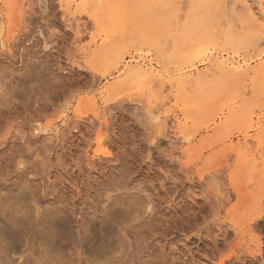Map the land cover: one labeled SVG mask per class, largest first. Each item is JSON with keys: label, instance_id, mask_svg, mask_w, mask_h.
<instances>
[{"label": "rangeland", "instance_id": "obj_1", "mask_svg": "<svg viewBox=\"0 0 264 264\" xmlns=\"http://www.w3.org/2000/svg\"><path fill=\"white\" fill-rule=\"evenodd\" d=\"M193 1L102 45L94 0H0V264H264V67L205 70L216 53L254 65L264 43L241 0ZM189 21L210 36L187 37ZM120 57L205 82L119 85Z\"/></svg>", "mask_w": 264, "mask_h": 264}, {"label": "bare ground", "instance_id": "obj_2", "mask_svg": "<svg viewBox=\"0 0 264 264\" xmlns=\"http://www.w3.org/2000/svg\"><path fill=\"white\" fill-rule=\"evenodd\" d=\"M96 3H97V7L95 8L93 14L91 15H88L91 20L94 22V25H96L98 27V29L101 31V34L100 35H103V37H101V43L102 45L103 44H108V43H112V42H108L107 41H110L109 38L110 36H112V33H111V27H115L117 26L118 27H121L123 26V24L126 23V21L128 22H131L132 21H139L141 22V25H149L147 23L148 19L145 18L146 17V14L149 13V11H151L152 13V10L153 9H156V8H159L160 5H165V6H169L167 4V2H169V0H94ZM171 1V0H170ZM183 1V0H182ZM213 1V0H211ZM210 1V2H211ZM215 2H217L216 0H214ZM223 1V0H221ZM238 1V0H237ZM88 0H81V2L79 4H81V6L87 8L86 6L89 4L87 3ZM225 2V1H224ZM228 2V1H227ZM207 3V1H206ZM219 2H217L218 4ZM241 3V4H240ZM240 6H239V9L238 10V17H245L247 18V16L249 17L248 20H251V22L256 26H254L256 28V31H257V27H259V30L257 32H253L255 33L254 35H251L250 38L252 37V40L250 43H253V45L255 47H258L256 43H258V41L256 42V36L258 37V35L261 37L260 40H262V43H264V0H261L260 2L256 3V4H249L246 0H241L240 2ZM193 4L195 6L194 9H200V7L203 6V0H194L193 1ZM205 4V3H204ZM91 5H93L91 3ZM90 5V6H91ZM173 5V10L170 9L169 11H173L171 13H174L172 16L175 15V12L178 11L179 9L181 10V6L180 8L179 7H175L174 4H172L171 2V6ZM219 5H221V3H219ZM96 6V5H95ZM179 6V5H178ZM183 6V5H182ZM207 6V4H206ZM210 6V5H209ZM223 6V5H222ZM164 7V6H163ZM170 7V6H169ZM253 7L256 8L253 9ZM84 8V9H85ZM161 8V7H160ZM167 8V7H166ZM208 8V7H207ZM221 8V6H220ZM228 8V7H227ZM89 9V8H88ZM163 9V8H162ZM185 9V8H184ZM194 10L195 11H198V10ZM202 9V8H201ZM224 9V8H223ZM160 10V9H158ZM167 10V9H166ZM229 10V9H228ZM86 11V10H85ZM89 10L86 11V13H88ZM155 11V10H154ZM157 11V10H156ZM163 11L165 12V7L163 9ZM169 11H166L165 13L169 12ZM183 11V10H182ZM181 11V12H182ZM220 11V10H218ZM158 12V11H157ZM155 13V12H154ZM160 14L162 12H159ZM164 13V16H166ZM179 13V12H178ZM191 13L195 16V13L192 12L191 10ZM198 13V12H197ZM200 13V12H199ZM202 13V12H201ZM200 13V14H201ZM220 13V12H219ZM223 13V11H222ZM157 14V13H156ZM235 14H236V9H235ZM151 15V14H149ZM153 15V14H152ZM178 15V14H177ZM190 15V14H188ZM187 15V16H188ZM193 15L191 16L190 15V19L192 20L193 18ZM197 15V14H196ZM202 15V14H201ZM200 15V16H201ZM217 14H215L216 16ZM242 15V16H241ZM245 15V16H244ZM157 16V15H155ZM163 16V15H162ZM160 16V19L161 17ZM171 15L169 14V17ZM171 16V17H172ZM185 16V15H184ZM204 16V15H202ZM201 16V17H202ZM212 16V15H210ZM181 16L178 15L176 16V20H178ZM199 17L198 20L201 18ZM205 18L206 17V14L204 16ZM222 17V16H221ZM153 18V16H152ZM167 18V19H166ZM166 18H162V21L160 20V22H165V20H167L166 22L168 23V17L166 16ZM182 18V17H181ZM203 18V17H202ZM154 19V18H153ZM186 19V18H185ZM189 19V20H190ZM227 19V18H226ZM242 19V18H241ZM197 20V19H195ZM247 20V19H246ZM186 21V20H185ZM193 21V20H192ZM192 21H189L188 24L186 25L185 29H187L186 32H184V30H182V32L186 33V36L187 37H191V39H194L195 37H199V38H196V41H199L201 40L200 37H203V33L205 32H208V27H204L203 29V26H204V23L202 24L201 26V34L198 35V31L197 30V25L195 23H192ZM204 21V19L200 20V23H202ZM218 21V20H217ZM229 21V20H228ZM151 22V21H150ZM173 22V21H172ZM180 22V21H179ZM178 22V23H179ZM187 22V21H186ZM247 22V21H246ZM154 23V22H153ZM159 23V22H158ZM167 23L163 24V26L167 25ZM176 23V22H175ZM213 23V22H212ZM110 24V25H109ZM128 24V23H127ZM170 24V23H169ZM184 24V23H183ZM130 25V24H129ZM152 25V24H150ZM160 25H162L160 23ZM159 25V26H160ZM173 25H174V22H173ZM178 25V24H177ZM180 25V24H179ZM206 25V23H205ZM230 25V23H229ZM0 26H1V23H0ZM153 26V25H152ZM158 26V25H157ZM189 26V27H187ZM250 26V25H249ZM126 28V26H124ZM213 27H214V24H213ZM140 28V35H141V39L143 41H147V42H151L153 41L154 43V36L153 35H150L151 32H148V31H144V29H142V27H139ZM146 28V27H145ZM155 28V27H154ZM162 29V26H160L158 29ZM182 28V27H181ZM180 28V29H181ZM150 29V28H149ZM152 29V28H151ZM150 29V30H151ZM157 29V30H158ZM217 29V26H215V30ZM134 30V29H133ZM153 30V29H152ZM155 30V31H157ZM163 30V29H162ZM166 30V29H165ZM176 30V29H175ZM179 30V28H178ZM177 30V31H178ZM207 30V31H206ZM211 31V36L213 34L212 30L209 29ZM254 30V29H253ZM126 30H124L123 32H125ZM136 31V30H135ZM170 31V30H169ZM197 31V32H196ZM199 31V32H200ZM204 31V32H203ZM218 31V30H217ZM252 31V30H251ZM1 32V30H0ZM117 32V31H116ZM159 32V31H158ZM163 32V31H162ZM171 32V31H170ZM197 34V36H195L193 38V34ZM118 33V32H117ZM153 34V33H152ZM181 35V34H180ZM0 36H1V33H0ZM115 36V35H114ZM131 36V35H129ZM170 36H171V33H170ZM210 36V33L209 35ZM207 36V38H208ZM180 37V36H179ZM206 37V35L204 36ZM128 38V37H127ZM157 38V37H156ZM185 38V37H184ZM212 38V37H211ZM135 40V39H134ZM156 40V39H155ZM208 41V40H207ZM230 41V40H229ZM96 41L93 40V43H95ZM192 42V40H191ZM194 42V40H193ZM100 43V44H101ZM152 43V44H153ZM169 42H167L164 46L166 47V45H168ZM203 43V42H201ZM261 43V42H259ZM258 43V44H259ZM261 43V45H262ZM156 44V42L154 43ZM101 45V46H102ZM145 45V44H144ZM147 45V44H146ZM170 45V44H169ZM203 45V44H202ZM105 46V45H104ZM148 46V45H147ZM150 46V45H149ZM180 46V45H179ZM197 46V45H196ZM199 46V44H198ZM254 46H250V47H254ZM103 47V46H102ZM105 48V47H104ZM155 48V47H154ZM163 46L160 47V49L162 50ZM159 50V52L161 51ZM103 51V50H102ZM109 51V50H108ZM107 51V52H108ZM99 53V52H98ZM110 53V51H109ZM97 55V53H95ZM100 55V54H99ZM102 55V54H101ZM104 56V55H103ZM223 56V54H219V53H216V54H213L211 57H209L208 59V62L206 63V71H212L214 69H220L222 71H225V70H232V72L234 71L235 73H239V72H242L244 74H249V73H255V69H257L258 67H261L262 68L264 67V60L260 61L262 58L261 57H258L257 61L254 62V65H250L251 63H249V59H234L233 57H227L225 58L224 60L222 59V61H218V59ZM263 56V55H262ZM119 62V67L117 69V81L115 82L116 84H119V85H123L126 81L127 82H135L138 84H142V85H146V86H149V90H151L153 87H155V84H159L161 88L163 87H168V90L170 93H172L173 91V88H181V89H185V88H188V89H192V88H198L200 86H202L201 84L203 82H205V75L206 73L204 74L203 71L202 72H198V70L194 67V66H191L189 67V71L186 72V73H181L180 71L175 75L176 77H171V78H166L164 77V74L162 72V70L159 68V66L157 64H155L153 61H150V60H146L145 58L143 57H139L137 59H132L130 60L129 62H126L122 57L119 58L118 60ZM157 63V62H156ZM162 66V65H161ZM162 68V67H161ZM264 69V68H263ZM261 69V72H264V70ZM186 71V69H185ZM184 71V72H185ZM221 71V72H222ZM233 72V73H234ZM227 73V72H225ZM228 74V73H227ZM166 75V74H165ZM222 75H223V72H222ZM222 75H221V78H222ZM224 76V75H223ZM243 76V75H242ZM245 76V75H244ZM227 77V76H225ZM261 77V75H260ZM243 78V77H242ZM264 78V77H263ZM218 80V79H217ZM232 80V79H231ZM230 81V79H229ZM247 81V80H245ZM231 83V82H230ZM166 84V85H165ZM232 84V83H231ZM165 85V86H164ZM137 86V85H136ZM235 86V85H233ZM143 87V86H142ZM158 87V86H157ZM221 87V86H220ZM145 88V87H144ZM151 88V89H150ZM238 88V86H237ZM180 89V90H181ZM222 89V88H221ZM234 89H236V86L234 87ZM144 90V89H143ZM186 90V89H185ZM220 90V89H219ZM233 91V90H232ZM231 92V91H230ZM238 92V91H236ZM103 92H99V94H102ZM173 94V93H172ZM233 96V95H232ZM166 97V96H165ZM183 97V96H182ZM236 97V96H235ZM164 98V97H163ZM172 98V97H171ZM180 100V99H179ZM171 101V100H170ZM234 101V100H233ZM152 102V101H151ZM149 103V106H148V114H150L152 117L154 116L153 114L155 113V110H158L157 106H162L165 104V102H168V98L166 100L164 99H161L160 102H159V105L157 103H154V106H151L152 103ZM218 103V102H217ZM214 105V104H213ZM232 105V104H231ZM236 106V105H235ZM157 107V108H156ZM176 107V106H175ZM228 108H229V105H228ZM184 109H187L186 105H185V108L181 109L180 111H184ZM157 113H159L157 111ZM208 113V112H207ZM230 113V118L234 117V114H233V111H229ZM205 114V113H204ZM154 120H158L159 119V116L158 115H155L153 117ZM187 122V121H186ZM177 124H178V127L182 130V127H184L185 124H182L180 123V121H177ZM99 138V137H98ZM99 141V139H97ZM101 145V144H100ZM97 150V149H96ZM100 152V151H99ZM102 152V151H101ZM105 155H107L108 153L107 152H103ZM112 201V200H111ZM115 201V200H114ZM117 202V201H116ZM113 203V202H112ZM115 204V202H114ZM6 253V252H5ZM9 263V262H7Z\"/></svg>", "mask_w": 264, "mask_h": 264}]
</instances>
